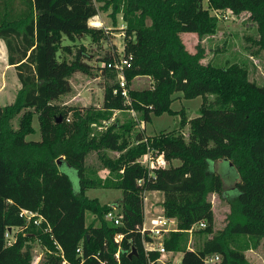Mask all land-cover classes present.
Here are the masks:
<instances>
[{"label":"trees","instance_id":"16d2710c","mask_svg":"<svg viewBox=\"0 0 264 264\" xmlns=\"http://www.w3.org/2000/svg\"><path fill=\"white\" fill-rule=\"evenodd\" d=\"M99 1L104 10L111 8L115 24L119 14L124 21L123 55L132 57L124 72L129 100L120 90L114 93L118 80L106 86L100 108L82 110L57 101L71 92L72 73L84 68L83 52L72 61L61 55L72 52L71 43L80 37H107L103 28L90 25L100 10L96 0H0V39L21 83L15 101L0 109V264H33L37 240L47 249L40 264H166L159 251L144 246L149 190L163 193V213L176 220L178 230L163 244L183 253L182 264H207L206 256L215 253L222 256L218 264H252L246 251L264 240V85L238 62H202L204 46L190 52L181 33L211 35L220 12H247L264 57V0H207V7L204 0ZM66 38L71 43L64 44ZM116 57H104L105 69L115 70L107 63ZM138 76L152 77L154 86L133 88ZM180 91L185 97L203 96L199 115L189 119L182 112L180 129L148 136L133 133L135 121L121 126L114 121L99 132L93 128L109 122L116 110L133 109L143 121L172 112L174 93ZM35 115L41 139L28 140ZM186 125L187 137L181 131ZM150 149L164 153L165 166L141 163ZM92 150L107 176L87 166ZM107 150L119 155L113 158ZM211 162L230 165L234 183L227 186ZM65 164L76 170L78 190L62 170ZM89 188L122 190L115 204L121 224L109 222L106 214L114 205L86 195ZM212 193L231 207L217 232ZM25 210L35 216L28 218ZM203 221L206 226L197 231L209 237L200 248H188V230Z\"/></svg>","mask_w":264,"mask_h":264},{"label":"rangeland","instance_id":"374dc122","mask_svg":"<svg viewBox=\"0 0 264 264\" xmlns=\"http://www.w3.org/2000/svg\"><path fill=\"white\" fill-rule=\"evenodd\" d=\"M96 4L100 7L104 2L96 0ZM204 5L208 6L207 0H204ZM211 12L217 13L214 10H211ZM219 18L218 30L214 34L199 37L196 32H182L181 38L187 50L196 52L197 45L201 43L205 48L202 62L219 66L238 62L249 69V76L252 80L264 85L263 52L254 42V39L257 38V30L249 19V13L234 14L225 11L220 12ZM116 22L115 24V20L111 15V8L104 10L100 7L98 14L92 18L90 25L103 28L107 33L106 38L94 41L91 36H84L78 38L74 43H71L68 38L64 39V44H72L73 51L70 53L62 52L61 57L72 61L78 50H82L85 66L83 69H78L72 73L70 77L72 90L61 96L57 103L82 110L89 107L100 108L103 105L106 86L121 78L118 69L109 71V69H105L104 62V57L107 55H119V57L123 55L126 29L123 28L124 21L121 14L119 18L117 17ZM1 41L3 42V40ZM2 58L3 55L0 54V106L14 102L21 87L16 68L5 71V62ZM131 86L139 89L151 88L154 86V80L149 76H138L132 81ZM213 98L214 96H209L210 100ZM202 103L203 96L185 97L183 92L180 91L174 93V100L171 103L172 112H164L160 115L153 114L151 120L143 121L140 113L133 109L116 110L109 122L94 124L93 128L96 132H99L105 130L114 121L120 126L135 121L137 125L133 133L138 130L143 131L148 136H154L164 131L180 129L182 112H185L189 119L196 117L199 115ZM68 117L72 120V113H69ZM14 125L17 127V120H14ZM33 126L35 132L28 135L27 139L40 140L41 130L38 115L34 116ZM181 131L187 137L189 125L181 128ZM107 153L113 158L119 155V152L114 150H107ZM142 160H145L144 156ZM86 164L90 168H99V174L102 177L107 176L109 173L107 169L101 168V161L96 150L89 153ZM211 169L217 170L221 174L227 186L234 183L236 172L230 165L226 163H217L216 165L211 162ZM62 170L69 174L74 187L78 190L79 178L76 170L66 164L62 166ZM86 195L91 198H99L102 204L113 206L121 200L123 192L117 188H89ZM163 198L164 195L161 191L149 190L145 192V215L148 223L153 216L163 214ZM210 199L215 213L214 231L217 232L226 225L227 215L231 211V207L229 202L218 193H212ZM89 216L90 213H88ZM199 228L197 225L192 233L188 232V246L191 248H200L208 236L198 232ZM33 251V264H40L47 254V249L37 240L33 241ZM246 255L253 264H264V240L257 249L246 251ZM181 259V251H169L164 255V261L168 264H182Z\"/></svg>","mask_w":264,"mask_h":264},{"label":"built area","instance_id":"2783aa9c","mask_svg":"<svg viewBox=\"0 0 264 264\" xmlns=\"http://www.w3.org/2000/svg\"><path fill=\"white\" fill-rule=\"evenodd\" d=\"M123 28H125V25L123 26ZM107 66L109 68L118 69L120 71V76H121L119 80L120 87L118 89H115L114 93H117L118 90H120L121 94L126 98V100H129V90L127 87V80H126L124 72L127 68H130L132 66V57L122 55L119 58L118 57L115 58V60L113 61H109L107 63ZM143 156L145 157V160H142ZM143 156L140 158L141 163L150 168L165 166L167 163L164 157V153H157L153 149H150ZM22 214H25L28 218L35 216L34 212H31L28 210H25ZM106 218L116 225H119L122 223L121 218L117 214L115 206L113 207V209H111L106 214ZM174 222L175 224H173ZM197 225L198 227L203 228L206 226V223L203 221ZM197 225L189 229L188 232L192 233L193 230L197 227ZM176 230H178L177 225H176V220L166 217L164 213L162 215L153 216L149 223L147 222L146 215H145L143 229H142L145 250L146 251H151V250L159 251L161 253V256L159 258V261H160L163 257L162 255H165V253L167 252L163 244L164 238L169 233H171L172 231H176ZM121 237L122 235H119V238ZM161 240L162 242H160ZM77 250L78 252H82L80 247ZM221 259H222V256L218 253L209 254L206 256V263L207 264H218L221 261ZM62 264H69V263L66 260H64Z\"/></svg>","mask_w":264,"mask_h":264},{"label":"crops","instance_id":"0c3cea01","mask_svg":"<svg viewBox=\"0 0 264 264\" xmlns=\"http://www.w3.org/2000/svg\"><path fill=\"white\" fill-rule=\"evenodd\" d=\"M120 15V14H119ZM119 15H118V18H119ZM91 23V22H90ZM2 51V52H1ZM0 54H2L3 55V58H2V60H4V62H5V66H4V69H5V71L6 70H8V69H10V68H14V65H11V64H9V62H8V49H7V46H6V43L3 41H1V39H0ZM5 105H1L0 107L2 108V107H4ZM164 199V198H163ZM145 213H146V209H145ZM169 235V234H168ZM167 235V236H168ZM188 248H190V249H194V248H191V247H189L188 246ZM167 252H169L168 250H167ZM166 252V253H167ZM165 253V254H166ZM163 257H162V259L160 260V262L161 263H164V255H162ZM182 256H183V253H182ZM251 261V260H250ZM252 262V261H251ZM166 264H168L167 262H165ZM252 264H253V262H252Z\"/></svg>","mask_w":264,"mask_h":264},{"label":"water","instance_id":"95a60500","mask_svg":"<svg viewBox=\"0 0 264 264\" xmlns=\"http://www.w3.org/2000/svg\"><path fill=\"white\" fill-rule=\"evenodd\" d=\"M1 112H2V111L0 110V115H1ZM59 121H62V116H61V115L59 116ZM59 163H60V161H59ZM114 206H115V205H114ZM10 229H11V228H10ZM160 242H162V240H161Z\"/></svg>","mask_w":264,"mask_h":264}]
</instances>
